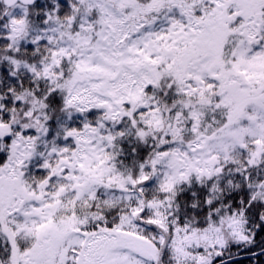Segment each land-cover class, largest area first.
Wrapping results in <instances>:
<instances>
[{
  "label": "snow or ice",
  "instance_id": "snow-or-ice-1",
  "mask_svg": "<svg viewBox=\"0 0 264 264\" xmlns=\"http://www.w3.org/2000/svg\"><path fill=\"white\" fill-rule=\"evenodd\" d=\"M0 264H264V0H0Z\"/></svg>",
  "mask_w": 264,
  "mask_h": 264
}]
</instances>
